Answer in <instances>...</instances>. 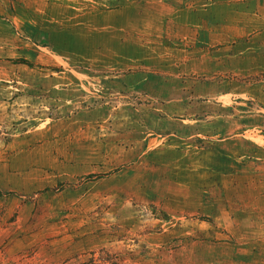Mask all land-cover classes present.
I'll return each instance as SVG.
<instances>
[{
    "label": "rangeland",
    "instance_id": "374dc122",
    "mask_svg": "<svg viewBox=\"0 0 264 264\" xmlns=\"http://www.w3.org/2000/svg\"><path fill=\"white\" fill-rule=\"evenodd\" d=\"M0 264H264V0H0Z\"/></svg>",
    "mask_w": 264,
    "mask_h": 264
},
{
    "label": "crops",
    "instance_id": "0c3cea01",
    "mask_svg": "<svg viewBox=\"0 0 264 264\" xmlns=\"http://www.w3.org/2000/svg\"><path fill=\"white\" fill-rule=\"evenodd\" d=\"M52 50H53V52H54V47H52Z\"/></svg>",
    "mask_w": 264,
    "mask_h": 264
}]
</instances>
